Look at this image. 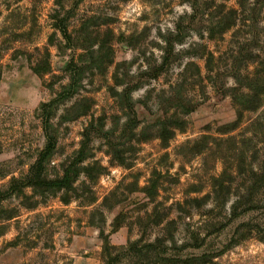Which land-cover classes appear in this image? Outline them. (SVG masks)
Masks as SVG:
<instances>
[{"label": "rangeland", "instance_id": "rangeland-1", "mask_svg": "<svg viewBox=\"0 0 264 264\" xmlns=\"http://www.w3.org/2000/svg\"><path fill=\"white\" fill-rule=\"evenodd\" d=\"M263 74L264 0H0V189L45 131L76 172L0 197V264H264Z\"/></svg>", "mask_w": 264, "mask_h": 264}, {"label": "trees", "instance_id": "trees-1", "mask_svg": "<svg viewBox=\"0 0 264 264\" xmlns=\"http://www.w3.org/2000/svg\"><path fill=\"white\" fill-rule=\"evenodd\" d=\"M55 28H57L61 32L63 37L67 38L68 36L67 28L65 25H63V23L55 25ZM258 80L259 79H257V83H258ZM250 90H251V93L246 94L244 96L245 97L244 101L246 105H244L243 109L254 111V110H257L261 104V101H262L261 95L263 94L264 89L256 85V87ZM45 132H46L47 143L45 147L42 149V151L40 152V154L38 155L34 164L30 167L28 174H26L25 176H22L21 178L12 177L9 180L8 184L3 189H0V197H6L10 193H13L19 190L21 191L23 188L27 186H31L35 188L55 186L56 188H61L66 191L71 190L75 192L76 188L73 187V182H74L73 179H75V175H76L75 171H71L70 169H65L63 172V175L60 177H56V178H47V176L45 175V163L49 159V156L51 155L54 149L55 140H56L54 135L50 136L47 131ZM224 173H227L226 170H224ZM218 182H219V188H220V187H223L222 184L225 183V180L222 181V178H220ZM91 199H93V196ZM101 235L103 236L102 237L103 238V249H104V253L107 258V264H112L117 259V255H113L112 253V250L115 249V247L110 244L107 236L105 237L103 233Z\"/></svg>", "mask_w": 264, "mask_h": 264}]
</instances>
